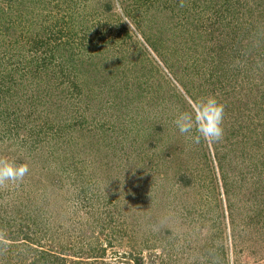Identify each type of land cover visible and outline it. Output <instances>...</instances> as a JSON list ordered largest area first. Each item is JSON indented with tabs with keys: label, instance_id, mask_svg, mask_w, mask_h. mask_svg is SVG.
I'll return each instance as SVG.
<instances>
[{
	"label": "rangeland",
	"instance_id": "374dc122",
	"mask_svg": "<svg viewBox=\"0 0 264 264\" xmlns=\"http://www.w3.org/2000/svg\"><path fill=\"white\" fill-rule=\"evenodd\" d=\"M5 159L0 264H264V0H0Z\"/></svg>",
	"mask_w": 264,
	"mask_h": 264
},
{
	"label": "clouds",
	"instance_id": "9594fccd",
	"mask_svg": "<svg viewBox=\"0 0 264 264\" xmlns=\"http://www.w3.org/2000/svg\"><path fill=\"white\" fill-rule=\"evenodd\" d=\"M224 106L215 97L202 98L193 112H182L174 120L181 135L187 136L193 143L202 140L216 143L222 140ZM194 133V134H193ZM29 172L27 165H15L6 159L0 160V184L5 182H20Z\"/></svg>",
	"mask_w": 264,
	"mask_h": 264
}]
</instances>
